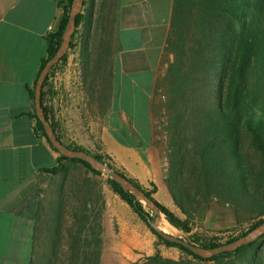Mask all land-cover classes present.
<instances>
[{
    "label": "crops",
    "instance_id": "1",
    "mask_svg": "<svg viewBox=\"0 0 264 264\" xmlns=\"http://www.w3.org/2000/svg\"><path fill=\"white\" fill-rule=\"evenodd\" d=\"M61 1L0 0V264L81 256L72 247L95 237V213L104 233L114 223L122 231L133 210L108 178L99 181L102 174L81 162L59 161V152L37 133L29 90L47 55L50 29L61 21ZM84 1L88 8L92 0ZM114 1V56L107 78L112 90L102 98L95 91V69L86 64L61 94L53 85L57 96L50 117L64 142L70 138L75 142L68 144L103 152L145 186L154 182L156 199L161 193L170 207L166 158L154 142L153 101L160 66L171 59L165 47L174 0Z\"/></svg>",
    "mask_w": 264,
    "mask_h": 264
},
{
    "label": "trees",
    "instance_id": "2",
    "mask_svg": "<svg viewBox=\"0 0 264 264\" xmlns=\"http://www.w3.org/2000/svg\"><path fill=\"white\" fill-rule=\"evenodd\" d=\"M72 1L62 0L60 3L64 12L58 29L47 36V55L41 62L37 78L63 41ZM86 4L84 1V7L76 17V29L68 51L53 66L42 88V105L58 138L68 148L91 153L127 177L158 205L165 219L178 231L187 234V239L194 244L217 247L261 224L264 221V0L173 2L165 47L171 59L155 86V94L163 91L164 102L159 105L154 102L153 112L159 110L166 116L164 131L168 167L164 180L174 204L185 218L156 199L157 186L154 182L151 183L152 188H148L125 168L118 167L110 156L92 153L80 145L64 142L50 117L49 109L45 106L46 87L52 73L67 64L69 51L76 47L73 40L81 26L84 30L82 55L87 57L89 53L94 0L88 8H85ZM110 75L111 70H108ZM104 82L106 89L112 90L111 82L106 78ZM29 91L35 106V86ZM33 116L36 118L37 133L46 137L36 110ZM59 154V161H78L95 174H102L82 159ZM58 170L59 167L52 172ZM107 181L146 222L160 242L168 247L179 248L197 264H264V235L234 251L201 257L187 247L159 235L147 221L148 218L155 219L153 210H147L143 202L136 199L132 192L124 190L109 175ZM212 200L231 206L237 214L246 213L250 215L249 219L257 220L247 230L225 242L218 237H202L191 233L194 213ZM101 231L95 213V237L89 236L86 241H82L81 247L78 243L77 247H72L73 250L80 248L81 256L57 258V262L101 264ZM192 261L166 258L157 250L144 261L133 264H194Z\"/></svg>",
    "mask_w": 264,
    "mask_h": 264
},
{
    "label": "rangeland",
    "instance_id": "3",
    "mask_svg": "<svg viewBox=\"0 0 264 264\" xmlns=\"http://www.w3.org/2000/svg\"><path fill=\"white\" fill-rule=\"evenodd\" d=\"M115 7L116 3L114 0L95 1L93 8V23L90 30L91 38L89 40L88 56L86 57L82 55L83 45L81 44V41L84 30L83 26H81L73 40L76 47L69 51L67 64L64 67L57 68V70L50 76L45 95V106L49 109L50 115L52 113L51 109L54 98L57 96L56 94L54 96L53 91L55 89L53 87L55 86L57 88V90H55L57 94L58 92L61 94L66 81L71 80L74 75L79 74L78 71L80 69H84L86 64L89 65L88 68L91 67L92 69H95V91H101L100 95L104 93L102 95V98H104L108 91L104 80L108 77V70L111 64L110 62L113 60L114 56L111 46L115 42ZM166 56L167 53H165V58ZM166 67L167 61L166 64H162L160 66V70L158 71L159 78H157V81L165 73ZM97 102L98 99L95 98V105ZM154 102H156L157 105L164 102L163 91H159L158 94H155L154 92L153 105ZM165 118L166 116L161 111L158 110V112H153L155 147L157 150L159 149L160 157L166 158V168L163 167L164 178L168 167L166 148L167 138L164 131ZM95 119L99 118L97 117ZM97 127L98 121L95 120V129H97ZM95 133H97V131ZM98 140L99 138L95 134L96 146L99 145ZM65 141L67 143L75 142L71 141L70 138H65ZM95 152L98 151L95 150ZM100 153L104 154L103 152ZM112 161L118 167L125 168L117 164V162L113 159ZM107 178L108 174L102 173L98 179L101 182H106ZM146 187L152 188L151 184H147ZM157 198L161 203L165 204L161 201V199H163L161 193H158ZM145 207L147 210L150 208L146 204ZM170 208L181 217L185 218V215L179 210V208H177L174 202H171ZM194 214L195 218H193L191 222L193 227L191 233L198 234L202 237H218L222 242H225L247 230L251 224L257 220L249 219L250 215L246 213L240 212L237 214L231 206L219 204L215 200H212L208 205L203 206ZM237 215L239 217H237ZM158 218L159 217L155 215V219L158 220ZM102 231L100 234L103 239L102 254L104 256H102L101 264H133L135 262H142L147 258V256L152 255L157 250H160L161 254L166 258L192 261L190 260L192 257L188 256L179 248L168 247L163 242H160L156 234L151 231L146 222H144L133 210L131 215L127 216L122 231H120L118 224L115 223L109 231L106 230L104 233ZM178 235H181L186 239L188 237V235L182 231H178ZM43 260L44 262H42ZM48 262L49 259H41L40 264H48ZM192 263L197 264L198 262L192 261ZM50 264L63 263H61V260L57 262V259L54 258L50 259Z\"/></svg>",
    "mask_w": 264,
    "mask_h": 264
},
{
    "label": "water",
    "instance_id": "4",
    "mask_svg": "<svg viewBox=\"0 0 264 264\" xmlns=\"http://www.w3.org/2000/svg\"><path fill=\"white\" fill-rule=\"evenodd\" d=\"M84 7V0H73L71 5V10L69 13V18L63 33V41L56 52V54L48 60L46 65L41 70L35 85V110L38 119L43 123L46 137L51 142L52 146L56 148L62 155L69 158H79L86 162H88L91 166L102 173H107L113 180L119 183L124 190L132 192L136 199L146 204L150 207L155 215L159 217V215H164L159 209L158 205L146 195V193L141 190L138 186H136L133 182H131L127 177L122 175L120 172L114 170L109 165L96 158L93 154L88 153L84 150H74L68 148L57 136V133L54 131L50 121L47 119L45 114L43 105H42V88L46 77L49 72L52 70L53 66L57 64L60 59L66 54L70 45L72 36L76 29V17L82 11ZM165 217V216H164ZM148 223L157 231L159 235L164 237L166 240L179 243L188 249H190L193 253L201 256V257H211L223 252L234 251L244 245L252 243L258 239H260L264 235V221L244 234L243 236L225 243L223 245L207 248L202 247L200 245L194 244L188 239L182 237L181 235H173L170 233H166L163 231L157 224V219L152 220L151 218L147 219Z\"/></svg>",
    "mask_w": 264,
    "mask_h": 264
},
{
    "label": "bare ground",
    "instance_id": "5",
    "mask_svg": "<svg viewBox=\"0 0 264 264\" xmlns=\"http://www.w3.org/2000/svg\"><path fill=\"white\" fill-rule=\"evenodd\" d=\"M158 226L165 231L166 233H170L173 235H178V231L176 228H174L164 217L163 215H159V218L157 220Z\"/></svg>",
    "mask_w": 264,
    "mask_h": 264
},
{
    "label": "built area",
    "instance_id": "6",
    "mask_svg": "<svg viewBox=\"0 0 264 264\" xmlns=\"http://www.w3.org/2000/svg\"><path fill=\"white\" fill-rule=\"evenodd\" d=\"M59 24H60V22H59ZM58 27H59V25H58ZM58 27H57V29H58ZM57 29H55V27L53 26V27H51L50 31L55 32Z\"/></svg>",
    "mask_w": 264,
    "mask_h": 264
}]
</instances>
